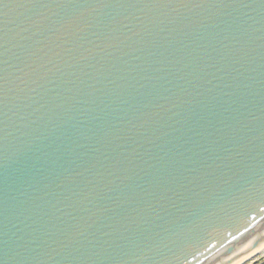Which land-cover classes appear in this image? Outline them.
Instances as JSON below:
<instances>
[{
  "label": "water",
  "instance_id": "95a60500",
  "mask_svg": "<svg viewBox=\"0 0 264 264\" xmlns=\"http://www.w3.org/2000/svg\"><path fill=\"white\" fill-rule=\"evenodd\" d=\"M262 244L264 0H0V264Z\"/></svg>",
  "mask_w": 264,
  "mask_h": 264
},
{
  "label": "bare ground",
  "instance_id": "6f19581e",
  "mask_svg": "<svg viewBox=\"0 0 264 264\" xmlns=\"http://www.w3.org/2000/svg\"><path fill=\"white\" fill-rule=\"evenodd\" d=\"M264 258V244H262L260 247L252 250L242 258H240L237 262L234 264H251L254 263L260 259Z\"/></svg>",
  "mask_w": 264,
  "mask_h": 264
},
{
  "label": "rangeland",
  "instance_id": "374dc122",
  "mask_svg": "<svg viewBox=\"0 0 264 264\" xmlns=\"http://www.w3.org/2000/svg\"><path fill=\"white\" fill-rule=\"evenodd\" d=\"M264 263V258L254 262V263H251V264H263Z\"/></svg>",
  "mask_w": 264,
  "mask_h": 264
},
{
  "label": "trees",
  "instance_id": "16d2710c",
  "mask_svg": "<svg viewBox=\"0 0 264 264\" xmlns=\"http://www.w3.org/2000/svg\"><path fill=\"white\" fill-rule=\"evenodd\" d=\"M264 264V263H263Z\"/></svg>",
  "mask_w": 264,
  "mask_h": 264
}]
</instances>
